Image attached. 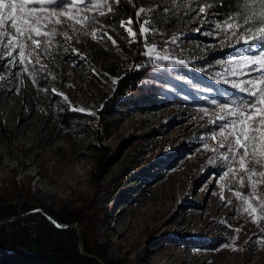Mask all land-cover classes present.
<instances>
[{"label": "rangeland", "instance_id": "374dc122", "mask_svg": "<svg viewBox=\"0 0 264 264\" xmlns=\"http://www.w3.org/2000/svg\"><path fill=\"white\" fill-rule=\"evenodd\" d=\"M199 3L147 0L141 7L122 0L115 13L100 21L111 25L109 35L118 41L122 20L131 18L134 30L139 28L137 21H148L149 34L141 37L143 52L146 45H155L169 59L143 55L146 60L183 61L177 64L185 70L192 68L211 86L233 89L224 81L237 79L230 74L235 62L255 52L216 27L228 10L213 7L201 18ZM140 8L148 11L138 18L135 13ZM57 39L62 46L54 59L41 58L47 72L36 73V85L19 66L0 60V77L6 78L0 80V201L31 208L20 216L42 214L37 210L45 212V208L76 220L65 225L50 214L65 228L77 231L81 252L86 253L85 244L111 264H134L135 254L144 249L151 264L168 249L203 255L208 264H264V243H258L264 241V219L257 226L249 217L242 222L228 217L229 208L235 210L236 204L232 191L225 187L222 192L217 171L222 165L205 168L200 178H193L196 156L206 144H213L210 137L223 123L212 122L219 106L197 98L200 104L193 106L182 91L176 100L163 96L156 85L165 87L166 83L159 79H154V85L146 83L150 65L140 59L133 63L119 44L113 47L106 38L94 41L79 36L81 42L73 40L71 47L63 37ZM71 48L86 59L72 54ZM196 62L202 65L191 64ZM17 78L29 111L37 117L38 107L43 113L23 133L15 128L16 120L5 115L6 89ZM201 86L210 89L207 84ZM53 89L61 95H54ZM73 107L86 111H73ZM224 183L234 184L231 180ZM95 189L99 214L87 204L95 197ZM234 190L242 191L239 185ZM187 210L195 215L194 221L182 222ZM93 225H98V239L93 236ZM228 231L238 233L235 251L216 236ZM32 258L30 251L18 248L0 252V264H29Z\"/></svg>", "mask_w": 264, "mask_h": 264}, {"label": "snow or ice", "instance_id": "6c2138e0", "mask_svg": "<svg viewBox=\"0 0 264 264\" xmlns=\"http://www.w3.org/2000/svg\"><path fill=\"white\" fill-rule=\"evenodd\" d=\"M121 2L122 0H0V60L11 67L19 66L21 72L28 74L36 85V73L47 72V65L41 62V58L54 59L56 49L62 46L57 37H63L69 47L73 40L81 42L79 36H87L94 41H104L106 38L113 47H118L116 40L109 35L111 25L100 21L99 17L115 13ZM213 7L228 10L225 19L217 23L216 27L225 32L230 40L235 38L237 42L250 45L249 51H254L255 54L244 55L235 62L230 74L237 77L236 80L224 81L250 99L242 96L234 99L231 104L219 105V112L214 114L212 122L223 123L210 137L213 144H206L204 151L214 154V158H209V163L218 160L225 166L220 177L222 192L227 187L224 182L229 180L234 185L248 189L241 192L234 190V186L227 188L240 201L241 213L259 226L264 219V0H229L228 3L224 0H200L198 16L206 18L209 9ZM146 11L148 10L140 8L135 15L140 17ZM137 22L138 32L133 29L131 18L119 23V27L127 32L129 43H136L138 37L146 38L149 34L150 29L146 26L148 21ZM71 52L86 59L75 48H71ZM142 54L152 60L169 59L161 56L155 45H146ZM252 73L258 75L252 76ZM242 76L250 78L240 79ZM3 79L6 78L0 77V80ZM52 92L54 95H61L56 89ZM72 110L86 111L75 107ZM221 200H225L223 194ZM226 203L230 204L231 201L226 200ZM57 227L61 226L57 224ZM232 250L237 249L233 247Z\"/></svg>", "mask_w": 264, "mask_h": 264}, {"label": "trees", "instance_id": "16d2710c", "mask_svg": "<svg viewBox=\"0 0 264 264\" xmlns=\"http://www.w3.org/2000/svg\"><path fill=\"white\" fill-rule=\"evenodd\" d=\"M124 1L129 2V0ZM145 1L147 0H131V6L139 4L142 7ZM160 1L169 3L175 0ZM217 2H219V0H217ZM224 2L228 3L229 0H224ZM132 9L130 10L131 14ZM217 10L220 12L227 11V9L218 7ZM101 19L104 20V17H99V20ZM122 19L125 18L123 17ZM115 21H117V19ZM135 31L138 32L139 28H135ZM128 39L127 32L124 29H121V40L118 41L117 39L116 42L121 47V50L124 51V53L128 56L129 60L133 58V63L140 59L141 61L143 60L145 63L150 65V70L146 72V75L149 77L146 78V83H148V85H154V79H159L158 82L160 81L167 84L165 87H162L159 84L156 85L159 87L160 93L165 97H171L176 100V97L178 98L177 92L182 91L188 95V97H185L184 99L193 106L200 104V102L196 101L195 98H197L199 101H202L203 103L212 107L225 103L231 104L234 99L243 96L237 91L227 87L211 86L201 74H197L194 72V70H192V68L189 70L182 69L181 64L174 62H149L142 54L143 45L141 42V37L137 38L136 43H129ZM191 64L194 67L202 65L198 62ZM182 74H185L187 78ZM195 80H198L200 85L196 83ZM201 84H207L210 89H203ZM213 101H215V103H213ZM211 153L212 152L210 151H204L203 147L196 156V171L193 174L194 179L200 178L201 174L203 173V169L212 168L218 165H222L219 170H217L219 172V176L221 177L225 166L221 161L209 163V158H214L212 157ZM226 185L227 188L234 186L233 183ZM241 190V192L248 191L246 188H241ZM95 193V197H92L91 201L87 202V204L95 213L99 214L101 210L97 202L96 189ZM232 201L236 204V209L232 210L229 208L227 215L228 217L236 218L237 221L242 222L248 216L241 213L240 201L235 198L233 193ZM29 210H31V208L27 206L19 207L0 201V252L8 248H18L30 251L33 254V258L29 260V264L31 262H33V264H99L96 260L92 259L90 255L98 256L104 264H111L106 262L101 256L90 251L85 244L83 247L87 255L83 254L79 244V235L74 228L56 227L51 221H49L44 215L40 213H30L20 216V214ZM43 210L53 215L57 220L63 222L65 225H72L76 222V220L63 217V214L59 215L45 208H43ZM13 216H16V218L10 219ZM97 226L98 225L92 226L93 236L96 239H98ZM82 236V233H80L81 238ZM216 236L221 242L225 243L228 241L230 243V246L228 247H233L235 244H233V241L236 242L238 233L234 231H228L226 234L222 233Z\"/></svg>", "mask_w": 264, "mask_h": 264}, {"label": "bare ground", "instance_id": "6f19581e", "mask_svg": "<svg viewBox=\"0 0 264 264\" xmlns=\"http://www.w3.org/2000/svg\"><path fill=\"white\" fill-rule=\"evenodd\" d=\"M15 76V75H14ZM10 81V80H9ZM18 78L16 79L15 84L12 87H9L6 94L5 99V115L10 120H16L15 128L18 129L19 132H24L25 127H33V121L35 119L38 120L37 117H41L43 115L42 111L38 109V116L36 117L32 112L29 111L27 108L26 102L24 98L21 96V89L19 88ZM17 83V84H16ZM37 104H34V106ZM36 107V106H35ZM36 121V120H35ZM35 125V124H34ZM79 155V154H77ZM76 155V156H77ZM78 161L80 159H77ZM162 192V191H161ZM160 192V193H161ZM157 204V203H156ZM142 208H146V204L144 202L140 203ZM157 209V208H156ZM185 217L182 222L187 221H194L195 215L188 212H184ZM179 213H176L175 216H178ZM157 227L154 228V231ZM147 249L142 250L135 254L133 262L134 264H151L152 260L149 255H145ZM150 251L148 250V253ZM208 258L203 255H199L189 250H175V249H168L164 251L163 258L158 259L156 264H208Z\"/></svg>", "mask_w": 264, "mask_h": 264}, {"label": "water", "instance_id": "95a60500", "mask_svg": "<svg viewBox=\"0 0 264 264\" xmlns=\"http://www.w3.org/2000/svg\"><path fill=\"white\" fill-rule=\"evenodd\" d=\"M35 211V210H34ZM37 212H41L42 214H44V216L45 217H47L49 220H51L52 222H54L55 223V225H60L61 226V228L63 227V228H65L66 226H63L62 225V223H60V222H58L53 216H51L49 213H47V212H43V211H40V210H37ZM11 219V218H10ZM80 246H81V248H82V242H80ZM82 253L83 254H85V255H87L83 250H82ZM90 257L92 258V259H94V260H96V261H98L100 264H102V262L99 260V259H97L96 257H94V256H92V255H90Z\"/></svg>", "mask_w": 264, "mask_h": 264}]
</instances>
